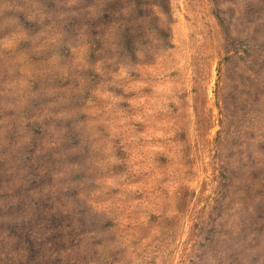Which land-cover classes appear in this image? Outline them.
I'll return each instance as SVG.
<instances>
[{
	"label": "rangeland",
	"instance_id": "rangeland-1",
	"mask_svg": "<svg viewBox=\"0 0 264 264\" xmlns=\"http://www.w3.org/2000/svg\"><path fill=\"white\" fill-rule=\"evenodd\" d=\"M0 264H264V0H0Z\"/></svg>",
	"mask_w": 264,
	"mask_h": 264
}]
</instances>
